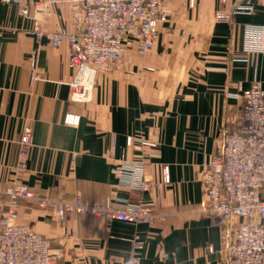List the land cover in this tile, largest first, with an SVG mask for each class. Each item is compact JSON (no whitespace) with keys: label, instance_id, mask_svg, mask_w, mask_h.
<instances>
[{"label":"crops","instance_id":"0c3cea01","mask_svg":"<svg viewBox=\"0 0 264 264\" xmlns=\"http://www.w3.org/2000/svg\"><path fill=\"white\" fill-rule=\"evenodd\" d=\"M37 1L0 0V214L13 182L54 199H154L155 188L130 189L115 174L125 153L126 161L144 159L157 182L161 165L170 166L171 183L160 190L164 221L107 222L72 213L60 222L49 209L22 202L17 222L51 240L60 255L55 264H120L133 255L136 235L144 242L139 264H224V229L203 209L202 176L241 112L240 87L256 80L264 87L256 31L264 26V0H167L153 49L140 54L130 44L123 65L99 74L85 103L71 99L68 43L54 47L37 38L31 31L42 15L19 13ZM221 13L228 18L219 19ZM43 20L48 31L75 30L69 3L54 4ZM68 114L79 123H66ZM26 125L34 145L21 167ZM129 136L160 147L138 152L127 145Z\"/></svg>","mask_w":264,"mask_h":264},{"label":"built area","instance_id":"2783aa9c","mask_svg":"<svg viewBox=\"0 0 264 264\" xmlns=\"http://www.w3.org/2000/svg\"><path fill=\"white\" fill-rule=\"evenodd\" d=\"M166 1L39 0L33 7H21L19 13L28 18L36 13L42 15L41 18L35 16L31 31L37 38L47 37L54 47L68 43L72 74L67 84L71 99L85 103L93 98L97 76L110 74L123 65L130 44H134L140 54L153 49L164 19ZM57 3L70 4L74 31H48L43 27V19L51 15L52 6ZM218 18L227 19L228 15L221 13ZM256 31L257 48L264 52V26L257 27ZM240 91L241 94L235 96L242 99L241 112L231 119L233 128L224 137L223 149L213 154L205 165L203 209L224 229V264H264V87L256 80L249 88L240 87ZM65 122L77 125L79 117L68 114ZM33 145L32 127L26 125L20 139L21 167ZM127 145L138 152L160 147L156 141L134 136L127 137ZM120 161L114 172L121 183L142 191L155 188L158 193L154 199L107 198L97 203H90L81 195L69 200L54 199L39 196L29 186L13 182L5 191L9 207L0 214V264H55L60 258L48 237L17 222L22 202L49 209L52 217L60 222L72 213L99 217L107 222L156 225L164 221L160 190L171 183L170 166L161 165V181L157 182L147 176L144 159L126 161L122 153ZM133 240V255L120 264H139L138 252L144 242L138 235Z\"/></svg>","mask_w":264,"mask_h":264},{"label":"water","instance_id":"95a60500","mask_svg":"<svg viewBox=\"0 0 264 264\" xmlns=\"http://www.w3.org/2000/svg\"><path fill=\"white\" fill-rule=\"evenodd\" d=\"M226 132V131H225Z\"/></svg>","mask_w":264,"mask_h":264}]
</instances>
